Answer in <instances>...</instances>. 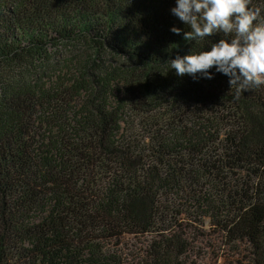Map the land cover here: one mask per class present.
Returning a JSON list of instances; mask_svg holds the SVG:
<instances>
[{
    "label": "trees",
    "instance_id": "obj_1",
    "mask_svg": "<svg viewBox=\"0 0 264 264\" xmlns=\"http://www.w3.org/2000/svg\"><path fill=\"white\" fill-rule=\"evenodd\" d=\"M175 6L0 0V264H264V86L178 76L223 34ZM80 41L65 88L51 50Z\"/></svg>",
    "mask_w": 264,
    "mask_h": 264
},
{
    "label": "clouds",
    "instance_id": "obj_2",
    "mask_svg": "<svg viewBox=\"0 0 264 264\" xmlns=\"http://www.w3.org/2000/svg\"><path fill=\"white\" fill-rule=\"evenodd\" d=\"M174 16L190 27L186 41H196L222 33L210 51L194 49L191 54L171 59L167 64L178 76L199 74L212 79L211 69L229 77L238 98L242 92L264 86V5L253 0H176ZM179 35L182 29L173 27Z\"/></svg>",
    "mask_w": 264,
    "mask_h": 264
},
{
    "label": "rangeland",
    "instance_id": "obj_3",
    "mask_svg": "<svg viewBox=\"0 0 264 264\" xmlns=\"http://www.w3.org/2000/svg\"><path fill=\"white\" fill-rule=\"evenodd\" d=\"M93 50L94 49L90 48L88 42L83 41L72 45L61 46L57 49L51 50L52 57L54 56V66L56 67V71L54 68H52V66L49 72L47 73V77L49 76V78L52 77L53 79H57L56 76H60V78L62 79V73H69L67 76H65V79L63 81L65 83L66 88L67 83L68 85H70L72 79L78 78L80 76L79 63L83 64L86 58L91 57L93 54ZM102 57L106 60V62H109L113 65H120L126 62L120 56L115 55L114 53L109 52L108 50L103 52ZM87 66L88 61L86 63V67ZM53 69L54 72H52ZM77 71L79 72V75Z\"/></svg>",
    "mask_w": 264,
    "mask_h": 264
}]
</instances>
